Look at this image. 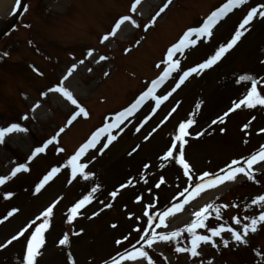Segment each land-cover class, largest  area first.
Masks as SVG:
<instances>
[{"label":"rangeland","instance_id":"1","mask_svg":"<svg viewBox=\"0 0 264 264\" xmlns=\"http://www.w3.org/2000/svg\"><path fill=\"white\" fill-rule=\"evenodd\" d=\"M221 1L178 0L175 8L173 6L169 8L167 17L158 23V27L147 31L148 36L142 43L140 42L141 34L138 35L139 30L131 34L126 41L125 37L120 36L110 60L94 68L91 75L84 74L81 70L78 71V78L81 77L83 85L88 88L83 93H79L80 95L78 94L79 101L82 103L79 105L81 107L85 105L88 111L90 110L92 114L99 113L100 117L102 114L115 111L123 106L142 90L141 77H150L155 73L152 66L161 61L158 59L160 53L155 52L156 48H161L162 52L165 49V44L171 42L183 27L197 24L200 14L206 13L208 9ZM48 2L49 0H41V2L29 0L30 7L20 22L21 25L26 24L29 27L25 29L26 31L21 30L17 34L20 38L16 39L14 32L2 37L1 42L5 43L8 50H16L17 56L22 54V57L30 60L41 71L42 76H34L23 61L7 63L4 68L0 69V123L17 118L21 111L26 110L38 90L42 91L51 82H56L58 76L62 74L63 68L69 63L66 51H72L79 55L83 52V48L92 46L91 43L95 42L96 37L107 29L114 15L125 10L129 0H78L76 4L81 6L85 3L86 8L77 7L72 2L69 5V10L64 12L67 8L65 5V9L63 10V7L61 9L63 12L60 14L58 10L52 9V6L49 10H43L42 7L36 6V4L43 3L45 5ZM61 2L63 5L67 3L66 0H61ZM251 4L264 5V0H253ZM75 7L77 8L75 9ZM100 8H102L101 11ZM243 11V9L236 11L228 18L230 21L222 22L213 31L211 43L207 45L199 42L196 47L190 50V53L188 51L181 59V71L176 73L175 80L162 89L158 96L170 92L175 87L179 75L185 69L203 62L214 53L217 47L228 41L234 34V32L231 33L233 29L235 31L246 15L247 12L242 15ZM41 12L48 16L45 17ZM64 14L73 16L72 18L65 17ZM190 16L193 18L190 19ZM232 20H238L235 27L233 26L234 22L230 26ZM4 21L2 24L9 20ZM168 21H176L177 24L180 22L175 33L164 31V23ZM2 24L0 23V26ZM227 27L229 28L226 29ZM246 28L247 31L237 44L217 64L212 68L205 69L199 75L196 74L175 92H172L168 102H165L166 104L164 103L165 105L163 104L157 113L153 112V104L147 105L136 118L123 122L115 129L111 135L116 138L107 148L103 147L108 142L106 139L94 151L88 153L81 162L87 165V172H90L89 169L92 172L88 179H85L86 182L79 173L73 178L71 168L66 167L69 158H65L64 155L54 157L52 150L47 157L38 161L39 165L33 166L34 173L18 177V182H28L32 186L29 185L28 193L18 194V202H10L1 207V212L4 211L6 215L12 209L20 208V211L15 212L7 220L2 219L0 245L6 244L13 235H16L27 225L26 223L18 228L22 223L27 220L33 221V214L52 199L49 204L44 206L43 211L48 206L55 204L53 220L60 226V238L65 234V230L70 235H73L74 232L80 233L74 235L72 240V261L75 264H98L108 259L109 256L120 252V249L125 245V242L117 245L114 243L115 239L123 241L120 237L129 233L126 241H133L143 230L149 216H152L156 209L180 194L190 184L187 177L183 175V170L175 164L174 160L161 159L167 148L171 146L179 123L185 122L189 118L194 120L192 126L187 129L189 135L185 137L184 147V158L192 168L193 182L202 173L218 170L232 160L241 159L257 148L262 138V135L257 133L260 129H264V106L257 105L251 109L246 107L237 109L224 118V123L218 121V118L232 107L233 102L242 99L246 95L247 89L251 87V83L248 82L237 83L240 76L249 75L255 78L260 82L257 86L258 91L264 94V63H262L264 61V18L256 16ZM77 29L83 31L87 40L84 36L81 37L82 39L80 38L82 33L74 34ZM23 32L29 34L33 42H41L50 46L48 49L42 48L56 58L48 62L49 56L45 59L34 54L26 44ZM71 36H78L76 41L81 44L77 45L73 40V44L64 46L69 42L66 37ZM138 41L139 43H137ZM61 42L62 44H60ZM131 44H134L136 48L129 52L128 46ZM106 46H109L108 43ZM161 67L155 66L157 69ZM106 73L107 75H105ZM78 78H76L75 84H77ZM91 85L92 87H90ZM49 97L46 106L52 108L55 99L54 96ZM198 102L199 109L196 108ZM46 106L40 110L38 115L43 116L48 113ZM72 111L71 108L63 112L56 109V115L53 118L49 117L48 121L43 123L32 121L29 125L32 130L29 131L26 139H22L25 148L19 147L22 153L25 155L30 146L34 144L32 140L42 139L48 134L50 136L47 139L54 136L61 137V133L56 135L60 128L55 130V127L61 124L64 117ZM100 117L95 122L88 121V129L100 122ZM213 120H217V123L213 124ZM245 124L248 125L247 128L244 127ZM79 133V131L73 130V137L62 138L61 142L69 150V153L73 151L71 146H74L85 136H81ZM49 147L54 149V144ZM130 152L132 155H129ZM9 156L10 154H6L3 149H0V173L5 172L9 167V164L5 166L4 162V159ZM146 164L149 167L145 168ZM53 167L60 169L55 175L56 180L52 184L47 183L50 186L43 187L41 191L46 189L40 195L34 194L32 190L35 189L36 184ZM261 171H264V167ZM161 177H163L164 183L157 188L155 185L159 183ZM81 182L87 184L85 195H80L83 191L75 190V186ZM121 185L127 186L121 188ZM93 189H95L94 192ZM59 190L60 193L56 195ZM114 191H118L116 197L110 195ZM75 192L78 194L75 195L76 197L74 196ZM230 193H234L233 197L238 199L235 202L237 206H240L239 202L242 203L250 210L249 214L254 215L257 211L256 208L263 204L252 203L250 205L249 201L255 196L264 195V182L255 179L252 183L240 185L239 179L238 184L234 185L227 194ZM86 195L89 196V202L79 209L78 215L72 223H68V209ZM137 197L140 198L139 201ZM196 206H186L185 213L182 215L191 214ZM145 211L149 213V216L144 215ZM183 221L184 219L178 221L177 218H174L170 223L177 225ZM132 224H137L139 231L132 228ZM112 225H116V227H112ZM245 225L238 226V230L242 232ZM196 231L201 233L203 229L200 228ZM57 237L58 235L52 236L47 246L40 250L41 255L37 257L38 264H42L43 261L44 264H63L65 246L59 245L60 238ZM252 237L250 236L249 240ZM189 238L186 239L189 240ZM255 243L264 246V241L261 239H257ZM25 246L26 238H20L6 247L0 248V264H18L14 259H11L10 255L23 257ZM183 246L182 242H179L176 248ZM201 248L200 255L204 256L201 261L212 258L214 264H235L237 261L245 264H264L257 261V256L244 249L240 243L234 244V246L229 244L227 251L234 253L225 252L223 254L220 248L217 250V248H209L207 245L200 246L199 249ZM180 254V259H186L185 252H180ZM195 260L197 264H201L199 259H193V257L190 262ZM156 261L159 263V260ZM176 264L178 263L176 262ZM203 264L206 263L203 262Z\"/></svg>","mask_w":264,"mask_h":264},{"label":"snow or ice","instance_id":"2","mask_svg":"<svg viewBox=\"0 0 264 264\" xmlns=\"http://www.w3.org/2000/svg\"><path fill=\"white\" fill-rule=\"evenodd\" d=\"M140 2L141 0H134L130 10L132 12H135L137 5ZM170 3L171 0H167V3H165L164 6L160 8L159 12L156 13V16H159L160 13L164 12V10L168 7ZM247 3L248 0H226V2L223 3L220 7H218L217 9L211 12L203 20L200 26L192 27L184 31L183 34L178 39V41L172 44L167 49L166 54L162 59V61L160 62V64L156 65L157 68L161 67V65H164L162 73L159 75L157 79L151 81L150 86L128 108L122 110L115 116L116 125L122 123L128 116H131L134 112H136V110L142 105V103H144L149 98L155 101L156 107H159V105L163 101L167 100L168 96H170L172 92H175L176 89H178L185 82V80L188 79V77L192 76L194 73L199 75L205 69L212 68L213 65L217 64L221 60V58L237 44L240 38L244 35L245 31H247L246 26L250 24V22L253 20L254 17L259 16L260 18H264V5H260L259 8L252 7L243 17L239 25L236 27L234 34L231 36V38L226 43H223L219 47H217L214 53L209 55L203 62L187 70H184L182 74L179 75V79L175 83V87L172 88L170 92H168L166 95L163 96L154 95L157 88L160 87L166 80H168L173 73H179L181 71L180 60L174 59V56L177 53L183 56L185 55V51L187 49L196 47L198 45V42L205 44L209 43L211 37L213 36V29L221 21H223L224 18L228 16V14L231 13L234 9H239L242 6L246 5ZM16 4L17 6H19L20 0H16ZM26 10L27 9L25 8V11ZM153 19H155V17ZM126 21H130L134 27H138V25H136L135 21H133L130 16L127 15L123 16L116 21L111 32L103 36L100 42L104 43L109 39L110 36H115L117 31ZM25 27H27V25H25ZM145 27L147 29L148 26ZM137 43H139V41ZM4 55H7V53H4ZM87 55L91 56L92 51L89 50ZM99 59L105 60L106 57L101 56ZM83 62L84 61H80V63ZM262 63H264V61H262ZM74 68L75 65H73L72 69H69L68 75H71V72L72 70H74ZM33 70L36 71V69ZM105 75H107V73ZM67 78L68 76L66 75L65 77H63L59 85L48 89V91L59 93L67 101H69L72 105H75L76 108L79 109V111L74 113L73 116L68 120L67 123L70 125L78 115L83 114L87 116V112L83 107H81L78 104L77 100L73 98L72 93L63 87V80H66ZM236 82L237 83L251 82V87L247 89L246 95H244L242 99H240L238 102L234 101L232 107L229 108L228 111H226L222 116L218 118L219 123H224V118L228 116L230 112H234L237 109L241 108V106H244L249 109L255 108L257 105L264 106V94H261V91H258V87H257L258 84L260 83L259 81H257L252 76L242 75L239 77V79ZM38 106L39 105H36V107ZM199 107L200 104L198 102L196 108L199 109ZM173 111H175V109H173ZM153 112H155V108L153 109ZM193 123L194 120L192 118L187 119V121L185 122L179 123L178 128L176 129V133L172 138L171 146L167 148L166 152L161 157V159L165 161L174 160L175 164L179 165V167L183 170V175L187 177L190 184L189 187H186L183 190V192L179 194L181 197H184L181 203L174 204L173 206L167 208L166 210H164L159 214L158 217L159 223L156 224L157 228L166 227L167 217L175 215L176 212L182 211L185 204H188L190 200L198 197L206 189L217 187L219 184H223L226 181H234L236 177L240 174L245 176L249 181L253 180V165L258 164L260 162H264V145H261L258 152H255L252 155L248 156L246 159H244L243 166H239L241 165V160L234 159L229 164H227L225 168L220 169L219 173H215V174L208 172L202 173L200 176L196 177L193 186L192 168L184 158V147L186 144L185 137L189 135L187 129L190 128ZM212 123L216 124L217 120H213ZM116 125L106 123L103 128L98 129L97 132H95L91 136V138L85 144H83L75 152V154H73L67 160L66 167L71 168V174L73 178H75L77 176V173H79L81 176L84 177V179H88V175L84 173V169L86 168V165L83 163H79L78 161L89 148H92L96 145L102 133H104L105 131L111 129ZM244 127L247 128L248 125L245 124ZM25 131H27V129L21 127L17 123H11L6 127H0V144H3L5 142V138L10 134L25 132ZM63 131L64 129L61 128L56 135L58 136L60 132ZM137 131H139V129H137ZM221 131H223V129H221ZM115 138L116 137L113 135H108L107 137L108 142L105 143L103 147L107 148L108 145L113 140H115ZM55 140L56 137L54 136L51 139L45 141L42 146L35 147L34 150L31 152V154L27 157V162L17 164V166L11 169L9 175L0 176V185H4L7 181L11 180L13 177H16L18 173L29 172L30 171L29 163L34 158H36L38 154L44 153L45 150L48 148V146L53 144ZM57 151L60 152L63 151V149H57ZM133 151H135V149H133ZM129 155H132V153L130 152ZM144 167L147 168L149 166L146 164L144 165ZM59 171L60 169L58 167L51 168V170L48 171L47 174L43 176V178L39 181V183L36 184L34 194L39 193L41 189ZM69 183H71V181H69ZM129 183H131V181H129ZM162 183H164L163 177H161L159 183H157L155 186L159 188ZM126 186L127 185H121L120 187L124 188ZM94 191L95 189H93V192ZM117 194L118 191H114L110 195L112 197H116ZM12 195L13 193L10 192L5 193L3 194V199L8 200L11 198ZM139 199L140 198L137 197L138 201ZM86 202H89L88 195L84 196L74 206L68 209V213H67L68 223H72V221L78 215L79 209H81ZM252 203L264 204V195H260L254 198L252 200ZM107 206L110 207V205ZM54 207L55 204L48 206L39 216H37L31 222L30 225L22 228L16 235H13L11 239L7 241L6 244L0 245V248L6 247L8 244H11L13 241L18 240L21 237H25V233L28 232L29 229L34 226V230L31 231V234L25 237L26 246L22 260H23V264H38L37 257L41 255L40 250L45 244V233L49 230L50 218L53 216ZM220 207H226V206H220ZM220 207H216L213 204H208L193 213L194 218L188 225H186L184 229L171 231L166 234L165 233L157 234L155 233V231H153L150 237L142 235L140 239L145 240L148 247H151L152 243L157 239V237L159 241L170 242L179 238L181 236L182 231H186L190 236L189 243L191 246L187 248L177 247L175 251L178 253L187 252L190 254L191 257H197L200 255V253L198 252V248L200 247L201 244H211L213 248H216L217 245L212 241V237H219L221 233L225 231L230 232L232 238L235 241L239 243H245V240L242 238V235L236 231H233L231 228H227V229L224 227L209 228L208 231L210 232V235L197 234L196 232L197 229L205 227V220L208 218L207 214L209 212V209L215 211L217 214V218H219ZM17 211L18 209H12L7 213L5 217H3V220H7ZM144 215L149 216V213L145 211ZM245 219H249V218L246 217ZM41 220L42 222L37 223V221H41ZM151 221H152V217L149 216V226H151ZM233 221L237 224L240 223V221L235 217L233 218ZM258 224H264V212H261V214L258 217L250 218V224L244 226L243 229L244 236L248 235L249 232H256ZM112 227H116V225H112ZM147 230L148 229H145L144 231L147 232ZM79 234L80 233H76V232L73 233V235H79ZM124 239L127 240L128 237H124ZM68 243H69V236L68 234H64L63 237L59 239V245L66 246L68 245ZM121 243H122L121 240L116 241L117 245H120ZM223 243L225 247L228 246L227 240H224ZM132 247L133 249H135L134 251H129L128 249H125L124 254H118V257H114L110 261H106L105 264H120L121 260L139 262V264H142L141 258L148 259V254L145 251L139 248H135V245H133ZM68 260H69V264H72V257L70 255L68 257ZM148 264H152V261L150 259H148ZM208 264H212V262L209 261Z\"/></svg>","mask_w":264,"mask_h":264},{"label":"bare ground","instance_id":"3","mask_svg":"<svg viewBox=\"0 0 264 264\" xmlns=\"http://www.w3.org/2000/svg\"><path fill=\"white\" fill-rule=\"evenodd\" d=\"M10 1L11 0H0V10L2 11L3 9H5L9 5ZM147 9H148V7L146 6L144 10H147ZM208 199H209V197L207 196L203 201L206 202V201H208Z\"/></svg>","mask_w":264,"mask_h":264}]
</instances>
